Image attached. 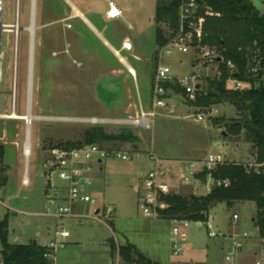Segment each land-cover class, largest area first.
Masks as SVG:
<instances>
[{"label": "rangeland", "instance_id": "obj_1", "mask_svg": "<svg viewBox=\"0 0 264 264\" xmlns=\"http://www.w3.org/2000/svg\"><path fill=\"white\" fill-rule=\"evenodd\" d=\"M70 1L92 7L97 17L106 7L103 0ZM115 1L117 4L119 1L124 2L123 8L119 6L123 9V18L114 21L107 20V23L119 34V41L129 38L138 49L132 55L137 54L143 59V74L140 78L137 73L132 81L134 84L138 81V86L143 89L146 99L150 101V91L158 68L154 67L156 31L157 28H162L168 35V32L172 30L170 25L156 24L155 12L157 6L163 7L167 2L166 0ZM35 6L33 77L31 93H29L32 41L27 29L31 26L34 6H32V0H20V22L23 30L20 32L18 49L15 110L17 116L26 117L29 99L32 100L30 119L32 124L29 139L32 150L27 166L31 181L29 188L22 187L20 182L25 169L22 146L29 136L27 123L24 120L0 119V149L4 152L0 156V194L2 197L0 224L6 218L8 219L9 244L28 245L37 242L40 238V244L49 246L51 242H55L57 228L62 226L70 237L65 241H60L61 244L58 245L57 253L54 255L56 263L66 258L65 264H122V260L117 257L118 254L111 252V241H114L117 246H123L126 243L133 244L142 254L159 264L176 261L171 258L172 226L169 220L146 218L139 209L138 196L133 187L137 185L136 183L147 168L143 165L141 155L127 162L104 160L102 171L96 167L93 175L99 184L102 182L100 187L105 184L103 180L107 182L108 189L105 194L115 201L116 211L110 220L105 221L107 225L103 224L104 222L90 220H84L82 225H78L79 221L75 219L69 220L68 218L57 223L44 216L46 207L44 174L46 176V173L43 171L42 162L46 158V150L58 144L81 142L85 131L93 127H102L109 134H119L122 129H130L140 139V143L136 145L137 149H134L132 145L123 146L119 143H109L103 146L126 147L135 153L141 152V154L153 151L160 158L197 157L205 160L210 154L217 155L221 152L229 163L243 164L245 167L257 166L259 165L257 151L253 149L245 136L231 139L230 143H225L224 149L218 150L216 147L217 142L224 140L222 138L224 129L213 128L215 127L214 120L240 118L238 111L230 104H223L218 107V117H207L206 121L198 123L191 117L186 119L185 109L192 110L194 114L199 112L191 108L190 98L181 95L178 98L173 96L172 106L174 107L169 113L158 110L159 116L150 118L152 121L150 130L138 129L136 125L134 126V122L140 119V113L139 115L137 112L124 114L117 109L123 105L125 97V89H119L118 101L113 103L115 109L111 108L114 111L107 108L109 111L105 112L106 104L99 102V98L101 96L108 98L106 90L115 88L114 82H117V78L121 80L119 74L115 73L117 75L114 76L109 73L111 68L123 69L119 64L120 61L99 45L98 41L92 40L91 36L82 34L78 29V23L64 21L71 11L62 0H36ZM261 11L264 13V8ZM15 13L16 0H5L3 20L6 25L15 24ZM13 37V34L7 32L2 35L6 81L0 94L1 115L13 114L12 68L16 59ZM97 49L107 57V61ZM120 55L130 66L134 65L133 58H130L129 54L121 52ZM147 58H151V61L145 69L149 64L146 63ZM199 58V54L192 57H166L163 64L171 67L174 74L191 75L200 73L199 67L192 66L200 63ZM180 60H183V65L179 63ZM214 68L211 66L208 69H202L201 73L209 75V79L202 80L203 92L200 91V93L204 94L206 91L209 82L207 80L217 75ZM136 71L138 72L137 69ZM126 75H124L125 78ZM178 105L181 107L178 108ZM138 107H140L139 102ZM192 136L195 140L194 144L190 143ZM259 168L261 167H257V170ZM192 173L193 171L191 172L188 168L184 169L186 177L192 178ZM55 179L60 185L62 184L58 178ZM209 186L212 188L213 182H210ZM205 187L202 184L194 189L181 187L180 195L189 196L195 193L196 196H202L206 193ZM91 195L96 197L93 192ZM96 199L98 200V197ZM77 205H84L82 209L86 206L91 207L87 204ZM83 211L81 210L82 213ZM92 211L93 209L87 215L92 214ZM210 214L220 235H226L220 228L221 221L224 224L225 221L232 222L234 215L239 216L238 225H241L239 233L249 235L244 252L236 256V264L239 262L241 264H256L257 262L264 264V241L258 238V232L253 225V218L256 215L255 204L237 205L231 209L225 205H219ZM181 232L185 233L188 238L184 245L186 255L181 259L182 262L199 261L208 264H222L224 256L230 251L229 242L221 238L208 239L206 230L199 228L197 224H191L188 229L181 228ZM221 241L222 247H217ZM68 242H72L74 247L62 251L61 249L69 245ZM0 250H2L1 240Z\"/></svg>", "mask_w": 264, "mask_h": 264}, {"label": "built area", "instance_id": "obj_2", "mask_svg": "<svg viewBox=\"0 0 264 264\" xmlns=\"http://www.w3.org/2000/svg\"><path fill=\"white\" fill-rule=\"evenodd\" d=\"M176 1V0H174ZM179 1L178 11V25L177 29L170 30L168 32L169 41L168 43L160 48L158 59L159 66L157 68L155 81L152 87V104L151 111L144 112L141 110L139 120L134 122V126L138 129L150 130L152 128V121L150 118H155L158 115V110H163L168 113V100L171 98L170 93L175 94L174 88H179L182 91V95L190 98L194 102L198 93L201 91L202 77L199 73H193L192 75L176 77L173 75L171 67L164 65L163 61L166 57H186L193 55H200L198 66L202 68L215 67L217 75L210 80H223L222 66L228 71V78L226 80L228 89L232 93H242L245 90L251 88V81L258 84L260 72H262L261 59L254 57L249 61L247 66L246 75L243 79L238 77V69L231 61H225L221 58L219 51L216 48L203 45V39L205 34V19L206 17L219 16L213 13L205 4L200 0H177ZM264 5V0H259ZM36 0H32V16L31 26L27 29L31 36V50L34 48L35 38V6ZM5 8V0H0V36L2 40L3 33L7 32L13 34V41L15 44V60L12 68V112L15 114L16 110V90H17V76H18V49L20 42L21 28L20 22V0H16V13H15V24L6 25L3 20ZM108 11L106 16L109 20H116L122 17V11L118 7L114 0L108 1ZM3 41V40H2ZM0 41V94L6 81V75L4 72V58L5 55L2 51L3 43ZM124 50L132 51L133 46L130 42L123 45ZM220 60V61H218ZM197 61V60H196ZM32 74V75H31ZM30 76L33 77V68ZM32 77L29 82V86L32 83ZM30 79V77H29ZM209 79V78H208ZM210 80H207L210 82ZM178 96V95H177ZM170 97V98H169ZM219 106H211L207 108L193 109L199 110V112L190 113L191 118L195 119L196 122H204L207 117L215 118L219 115ZM32 100L29 99L27 105V115L18 120H24L27 123V128L30 130L32 121L31 111ZM205 111V112H202ZM30 118L28 119V117ZM0 119H11L10 115H1ZM28 134V133H27ZM17 147L19 144H16ZM23 147V155L26 159L31 157V147L29 142V136H27ZM144 155L147 161V169L142 177L141 184L137 188L139 195V209L144 217L151 219H158L160 212H163L169 208L166 199L170 197L179 196L180 193L175 192L172 185V175L169 172V168L166 166V162L159 158L153 151L145 154L135 153L134 151L126 147H105L98 144H81L77 147H68L65 144H58L56 146L49 147L46 150V158L43 161V169L46 173V179L49 183L58 180L64 182L67 191V200L64 204H58L54 199L49 198L48 203L45 207L44 216L53 219L57 223L70 218L73 216V206L76 204H87L92 207L93 211L90 215H84L81 217L82 220H90L92 222L105 223L106 220H110L114 214V207L112 206H101L99 201L94 198L90 193L89 189L95 184L94 171L96 167L98 170L103 165L104 160H115L121 162L131 161L134 157ZM226 156L223 154L211 155L207 160L202 162H189L187 168L193 173L191 174L192 179H195L196 173H200L205 169L212 170L218 166L227 164ZM249 171H253L259 174V165L246 166ZM201 168L200 172L197 170ZM197 176V175H196ZM181 181L185 185H190V178L182 175ZM199 180V179H198ZM212 182L211 178L208 179L206 187V193L204 196L212 192V188L209 183ZM214 184V183H213ZM200 185V184H199ZM218 186L224 185L228 187L229 183L219 182ZM195 194V193H194ZM0 194V202L2 201ZM232 221L238 223L239 216L234 215ZM171 229V264H208L201 262H182L181 259L186 255L184 252V245L187 242V235L181 232V228L188 229L191 224H197L199 228H204L207 232L208 239H224L229 242L230 251L226 253L223 259V264H236V256L244 251L249 235L247 233L240 234L239 232L220 235L218 227L216 226L213 219L209 218L207 222L193 223L187 220H180L178 218L170 221ZM107 225V224H106ZM70 234L65 230L64 227L57 228L55 232V242H51L48 246L50 253L46 258H53L57 250L60 241L67 240ZM256 264H263L257 262Z\"/></svg>", "mask_w": 264, "mask_h": 264}, {"label": "trees", "instance_id": "obj_3", "mask_svg": "<svg viewBox=\"0 0 264 264\" xmlns=\"http://www.w3.org/2000/svg\"><path fill=\"white\" fill-rule=\"evenodd\" d=\"M213 13L219 16L206 17L203 45L216 48L221 58L231 61L238 69V77L246 75L249 61L259 57L262 64L258 84L251 81V88L242 93H232L227 86L228 71L222 66L223 80H210L206 91L198 93L196 101H190L192 107L207 108L230 104L239 113L240 118L234 120H214L216 128H223L222 138L229 140L245 136L257 151V162L261 167L259 174L249 171L243 164L234 162L218 166L212 170L205 169L197 174L203 186L211 178L214 188L204 196H173L166 199L169 208L160 212L158 219L171 221L178 218L193 223L207 222L209 214L219 205L228 209L237 205L253 203L256 205V215L253 225L258 232V238L264 241V13L254 5V0H200ZM179 1L158 7L155 17L156 24L170 25L177 29ZM169 36L162 28H157L156 45L164 47ZM158 54L154 55L155 69L158 67ZM175 94H182L179 88H174ZM112 144L136 145L140 139L130 129H122L119 134H109L102 127H93L85 131L83 140L75 144L66 143L68 147L81 144ZM0 149V156L3 155ZM219 182L229 183L228 187ZM8 219L0 224V240L2 250L1 264H54L53 258H46L50 253L48 247L37 242L28 245H11L8 242ZM112 254L117 253L124 264H157L142 255L131 245L117 246L111 241Z\"/></svg>", "mask_w": 264, "mask_h": 264}, {"label": "crops", "instance_id": "obj_4", "mask_svg": "<svg viewBox=\"0 0 264 264\" xmlns=\"http://www.w3.org/2000/svg\"><path fill=\"white\" fill-rule=\"evenodd\" d=\"M62 1H63V3H64L65 6L69 7L68 9L71 11V14L69 13L68 17L66 19H64V21L66 23H69V22H73V23L75 22V24L78 23L79 24L78 29L81 30L82 34L88 35V37L91 36L90 38L92 40L98 41V44L101 45L103 48H105L109 52L110 55H113L118 61H120L119 64L123 67V69H117V68H115V69L114 68L109 69V73L111 75H114L115 76V75L119 74L121 76V80L117 78V82H114L115 88H113L111 90H106V92H107L106 95H107L108 98H106L104 96H101L99 98V102L106 104L105 112L106 111H109L108 109H111V108L115 109V107L113 106V103H116L118 101L117 100V97H119L118 96V92H119L118 90L119 89L120 90L121 89H125V97H124V100H123V105H121L119 108L116 107L118 110H120L121 112H124V114L125 113L131 114V113L137 112L138 115L141 112V110L144 111V112H150L151 111L152 98H153L152 97V88H151V91H150L151 92L150 93V97L151 98H150V101H149V100L146 99V97L144 95L143 89H141L140 86H138V84H139L138 81H136L135 84L132 81V78L135 77L137 73L139 74V77L141 78V75L143 74V72H142V70H143V68H142L143 59L139 55H137V54L132 55L137 48L135 47V45L132 44L131 39L124 38V40L119 41V37H118L119 34H117L114 31L115 29H112V27H110L109 24L107 23V20L108 21H114V20H109L107 18V16H106V13H107V11L109 9L108 8V1L109 0H103L104 3L106 4V7L108 9L106 10V7H104L105 9H103L102 11H100V15L98 17L94 15V9L92 7L83 6V5H80V3H72L70 0H62ZM171 1H173V0H166V2H167L166 4H169ZM117 5H118V7L120 6L121 8H123L124 2L119 1V4H117ZM158 5H159V1H158ZM158 7L159 6H157V9H158ZM262 8H264V5L262 6ZM157 9H156V12H157ZM122 10L123 9H121V11ZM156 12H155V17H156ZM123 14H124V12L122 11V17L121 18H123ZM116 20H118V19H116ZM67 28H68V26H67ZM64 29H66V27ZM127 41H129L132 44V46H133L132 51H126V50H124L123 44L125 42L127 43ZM98 50L99 49H97V51ZM159 50L160 49L156 45L154 54L156 52H158ZM137 51H138V49H137ZM121 52H126L127 54H129V57L130 58L131 57L133 58V61H134L133 64L134 65L130 66L126 62V60L120 55ZM98 53H100L103 58L105 57V60L107 61V57L105 55H103L101 51H98ZM186 57H192V55L191 56H186ZM147 60H148V62H146V63H149L151 61V58H147ZM104 63L108 64L105 61H104ZM179 63L181 65H183L184 62H183V60H180ZM149 65H150V63L147 64V66L145 67V69H147V67ZM133 66L138 70V72L136 71V69ZM192 66L194 68L195 67H199V71H200L199 74L201 75L203 81H205L209 77V75H207V74L204 75V74L201 73V71L203 69L202 67L198 66L197 64H193ZM115 73H117V74H115ZM124 75H126L127 77L125 78ZM173 75L176 76V77L187 76V75H177V74H174V73H173ZM204 76H205V79H204ZM152 87H153V84H152ZM200 88H201V91H202L203 90L202 83H201ZM169 95H170L171 98L169 97L170 99L168 100V104H169L168 113L174 107V106H172L173 96H175L177 98L180 95L183 96L182 94H178V96H177V94H173V93H170ZM136 97H138V98H136ZM138 102L140 103V107H138ZM180 107L181 106H179L178 108H180ZM113 109H111L112 112L114 111ZM191 112H192V110L185 109L186 119L187 118H190L189 116H190V113ZM15 116H16V113H15ZM22 117L23 116H19L18 119H21ZM18 119H13L12 118V120H18ZM213 128H216V127H213ZM216 129H220V128H216ZM30 131L31 130H29V134H28L29 135V139H30ZM186 135H187V133H186ZM194 142H195V140H194V138L192 136L190 138V143L191 144L192 143L194 144ZM230 142L231 141H229V140H220L219 142H217L218 144H216V147H217L218 150L224 149L225 143H230ZM30 146H31V140H30ZM31 150H32V147H31ZM220 154H221V152H220ZM23 157H24V155H23ZM161 159L166 162V166L169 168V172L172 175L171 182H172V185H174L173 188H174L175 192L181 193V187H191V188L194 189V187L198 186L199 184H202V182L200 180H198L197 177H196L197 173L195 175V179L194 178L193 179L190 178V182H191L190 185H185L181 181L180 177L182 175H184V169L187 168V163H189V162H202V161H205L207 159L203 160V159H199L197 157L187 158V159H180L179 157L178 158H176V157L175 158L174 157H164V158H161ZM24 160H25V165H24L25 169H24V173H23V176H22V180L20 182H21V186L22 187L29 188L31 186V181L29 179V171L27 169V166H28V160H30V159H26L24 157ZM142 162H143V165L145 167H147V161L144 158V155L142 156ZM42 164H43V162H42ZM43 165H42V167H43ZM102 168H103V166H101L99 170L102 171L103 170ZM43 171H44V169H43ZM200 171H201V168H199L197 170V172H200ZM145 172L142 174L141 178L136 183L137 185H135L133 187L134 188L133 190H134L135 194H137V196H138V203H139V195H138V193H137L136 190L139 187V185L141 184L142 177L145 174ZM44 177H45V182H46L45 183V188H44V198L46 199L45 200L46 201V205L48 203L49 198L54 199L55 202L58 203V204H64V203H66V200H67V196L68 195H67V191H66L64 182H62V181L59 180V182H62L61 185L56 180L54 182H52V183H49L47 181V179H46L45 174H44ZM95 179H96L95 180V184L89 189V193L92 191L93 192V195L96 196L94 198H97L98 197L99 204L101 206H105V205L112 206V207H114V210L116 211V206H115V203H114L115 201H113L112 199H110L109 197H107L106 194H105L106 191H107V189H108L107 182L105 180H103V182L105 184L100 187V185L102 184V182H101V184H99V182L97 181V178H95ZM177 180H179V182L176 183ZM80 206L81 205H77V204L73 206V216L69 218V220H74V219L75 220H78L79 221L78 225H82V223H83L84 220H82L81 217L84 216L85 214L87 215V213H90L91 212V209H92L91 207H90L91 208L90 209L87 206L85 207V209H82V206H84V205H82L81 208H79ZM81 210H84L83 213L81 212ZM238 224H239V222L238 223H235L233 221L230 222V220H229V222L228 221L227 222L225 221V224L221 221L220 228L222 230H224V233L226 235H229V234H233V233H236V232H239L240 231L241 225H238ZM170 235H171V233H170ZM37 242H39L38 244L41 245V246L48 247V244H40V238L38 239ZM170 242H171V238H170ZM68 244L69 245L67 247H65V248H63L61 250L62 251H65L69 247H74V245H73L72 242H68ZM127 244H130V243H126L125 245H127ZM131 245H133V244H131ZM222 245L223 244H222V241H221L219 243V245L218 246L216 245V246L217 247H222ZM133 246H135V245H133ZM0 252H1V250H0ZM139 252L141 253L140 250H139ZM254 253L257 254L256 252H254ZM142 255H144V254H142ZM117 257L119 258V256H117ZM146 258H148V257H146ZM148 259L151 260L154 263H157L156 261H154V260H152L150 258H148ZM66 261L67 260L65 258L64 260H62V261L59 260L58 263H56L55 262V258H54V264H65ZM184 262H186V261H184ZM189 262H199V261H189ZM1 263H2V257L0 255V264ZM171 263L172 262L170 261L169 264H171ZM122 264H124L123 261H122ZM157 264H159V263H157ZM211 264H213V263H211ZM222 264H223V261H222ZM239 264H241V263L239 262Z\"/></svg>", "mask_w": 264, "mask_h": 264}, {"label": "bare ground", "instance_id": "obj_5", "mask_svg": "<svg viewBox=\"0 0 264 264\" xmlns=\"http://www.w3.org/2000/svg\"><path fill=\"white\" fill-rule=\"evenodd\" d=\"M32 68H33V50H31V64H30V73H32ZM32 75V74H31ZM32 77V76H31ZM31 77H30V79H29V82H30V80H31ZM32 82V81H31ZM31 88H32V83L30 84V86H29V93H31ZM11 116V119L13 118V119H17L19 116H15V114L13 113V114H11L10 115ZM28 118H30V116L28 117Z\"/></svg>", "mask_w": 264, "mask_h": 264}, {"label": "water", "instance_id": "obj_6", "mask_svg": "<svg viewBox=\"0 0 264 264\" xmlns=\"http://www.w3.org/2000/svg\"><path fill=\"white\" fill-rule=\"evenodd\" d=\"M254 5H255L258 9H261L262 6H263V4H261V3L259 2V0H254ZM0 41H2V40H1V36H0ZM0 54H1V49H0ZM218 61H220V60H218Z\"/></svg>", "mask_w": 264, "mask_h": 264}]
</instances>
